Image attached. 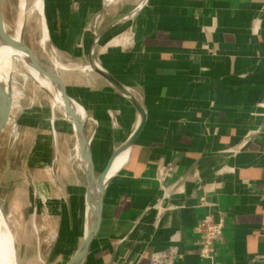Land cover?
<instances>
[{"label":"crops","instance_id":"1","mask_svg":"<svg viewBox=\"0 0 264 264\" xmlns=\"http://www.w3.org/2000/svg\"><path fill=\"white\" fill-rule=\"evenodd\" d=\"M142 1L112 0L105 9L106 0H44L57 55L86 66L66 69L77 76L62 82L90 118L96 172L132 136L140 114L90 69L91 59L133 94L144 115L105 188L84 264H150L171 246L183 254L175 264H264V0H148L121 23ZM103 10L113 13L105 14L92 58L90 24ZM77 176L80 191L66 203L68 261L83 243L86 186ZM207 215L225 223L211 259L200 256L199 223Z\"/></svg>","mask_w":264,"mask_h":264},{"label":"rangeland","instance_id":"2","mask_svg":"<svg viewBox=\"0 0 264 264\" xmlns=\"http://www.w3.org/2000/svg\"><path fill=\"white\" fill-rule=\"evenodd\" d=\"M27 2L24 39L38 63L61 80L62 77L77 76L66 69H84L86 66L78 65L76 59L66 54L62 56L60 50L61 57L55 49L53 52L44 10L49 41L47 46H42V21L35 6L37 0ZM105 6L104 2L102 7ZM113 8L119 9L120 4ZM107 12L96 16L90 24H94L95 32L102 27ZM3 16L8 32L12 33L18 19V0L4 1ZM87 29L91 32L89 27ZM11 40L14 42V37ZM13 47L3 54L7 69L13 64L10 74L12 103L6 108L5 116L4 111L0 112V209L10 238L9 247L17 264H46L47 261L65 264L72 248L66 211L68 193L80 191L77 175L84 178L85 186L86 178L74 158L75 134L71 126L62 111L53 108L50 96L39 88L45 87L37 85L36 74L20 62V54ZM57 58L68 68L58 69ZM9 108L10 119L7 118ZM100 172L98 169L96 175Z\"/></svg>","mask_w":264,"mask_h":264},{"label":"water","instance_id":"3","mask_svg":"<svg viewBox=\"0 0 264 264\" xmlns=\"http://www.w3.org/2000/svg\"><path fill=\"white\" fill-rule=\"evenodd\" d=\"M4 1L5 0H0V39L6 45L13 47L15 44L11 40V37L15 33V25H14L13 32L9 33L7 25L4 21V16H3ZM20 1L21 0H18V19H17L16 23H18V21L20 19V9H21V7H20L21 2ZM106 1H107V7L105 9H108L112 5V0H106ZM147 3H148V0H143L130 14L121 18V20H120L121 23H124V22L129 21L132 18H134L139 12H141L143 10V8L147 5ZM24 5H25V7H24L25 12H24L23 17H24V23L25 24L23 25V28H22L21 37H22V41H23V49H25L26 51H28V50L31 51L29 49V47L27 46L25 39H24L25 26H26V22H27V0H24ZM103 11L99 12L98 15H101V13ZM93 34H94V41H93V46H92L91 52H90L92 58L95 55L96 47L98 46V43L101 39V35H102L101 34V27L98 29L97 32H95L94 27H93ZM13 48H15V47H13ZM52 50H53V52H55L53 47H52ZM35 60H36V58H35ZM12 65L13 64H11L9 66V68L6 70V71H8V73L7 74L5 73L4 81L0 82V112L5 111L6 108H8L10 106V104L12 103L11 86H10V74H11ZM90 69L97 72L98 74L103 76L106 80H108L111 84L116 86L121 91V93L123 94V96L125 98H127L128 100H130L131 102L134 103V105L136 106V108L139 111L140 121H139V125H138L137 129L132 134V136L125 142V144H123L113 154L112 158L109 160L105 169L100 173L99 176H97L95 163L93 161V157H92V153H91V144H90V141L86 137V134H85V129H86L87 124L89 123L90 118H89L85 108L79 102H77L75 99L71 98L68 95L67 90H66L62 80L59 78V76L56 75V81L59 84V87L62 91L64 105H65V109L67 112L66 116L64 115V117H65L67 123H69V125L71 126L72 130H73V127H74V130L76 129L75 131L79 135L78 142L80 145V150H79L80 154H81L82 158L84 159L85 163L88 164V169H87L85 166H83V161H80V165H81V168L85 174L86 183H87L86 192H85V212H84L85 215H84L83 243H82L80 250L67 262V264H84L85 263L87 253L89 251V247H90L92 241L96 238V236L99 232V229H100L103 196L105 193L106 186L102 189V193H101L98 204L95 207H93V205L91 204L93 199L90 196L91 183L96 182L97 180H101L107 176L113 162L122 154H127L130 151L131 147L133 146L136 139L141 134L143 127H144L143 109L141 108V106L139 105V103L137 102V100L133 96V94L127 88H125L119 82H117V80H115L104 69H102L99 65H97V63L95 61H93V59H91V62H90ZM45 92L50 96V98H52L51 95L47 91H45ZM72 103L79 106L84 112L85 117H84V120L82 121L81 124H79L78 121L72 116V112H71L72 109L70 107V105ZM10 111H11V108H9V112L7 115L8 119H10L9 118ZM1 131L2 130H0V133H1ZM86 206H87V209H86ZM46 264H49V261H47Z\"/></svg>","mask_w":264,"mask_h":264},{"label":"bare ground","instance_id":"4","mask_svg":"<svg viewBox=\"0 0 264 264\" xmlns=\"http://www.w3.org/2000/svg\"><path fill=\"white\" fill-rule=\"evenodd\" d=\"M20 2H21V4H20V7H21V9H20V19H19L18 23L15 24V33L12 36L15 39L14 40V42H15L14 43L15 44L14 47H16V50H17V52H19L20 57H21L20 62H22L23 65H25L30 72H33V74L34 73L36 74L37 83H38L37 85L38 86L39 85L44 86L45 88L40 87V86H39V88H41L42 90L47 91L51 95L53 108H59L62 111V114L66 116L67 112H66L65 105H64L63 94H62V91H61V89L59 87V84L56 81V75L50 74L40 63H38L35 60V56H34V54L31 51H29V50L26 51L25 49H23V41H22L21 34H22L23 25L25 24L24 23V17H23L24 12H25V8H24L25 5H24V0H21ZM35 6H36V9H37L39 15L41 16L40 18H41V21H42V33H43V36H42V39H41V44H42V46H47V42L49 41V37H48L47 28H46L45 23H44L45 19L43 18L44 1L43 0H37ZM27 16H28V13H27ZM28 22H30V21H28ZM122 44H124V43H122ZM9 47L10 46L6 45L0 39V82L4 81L5 73L7 74V71H6L7 70L6 57L3 56V54L9 49ZM55 56H57V55H55ZM57 60H58V58L55 60L56 61V67L58 69H66V68H68V67L65 68L61 64V62L59 63V61H57ZM70 107L72 109L71 110L72 116L78 121L79 124H81L82 121L84 120V117H85L83 110L79 106L74 104V103H72L70 105ZM5 113H6V110L4 111V115L3 116H5ZM75 130H74V127H73V131H74L73 134H75L76 141H77L76 148H75V150H76V154L75 155H76L78 161L79 162L83 161V166H85L88 169V164L85 163L84 159L82 158V156L80 154V151H79L80 150V145H79V142H78L79 135L76 133ZM123 158H124V154L119 156L113 162V164H112V166L110 168V171H109V173L107 174L106 177H104L101 180H97L96 182H92L91 183L90 196L93 199V201L91 202V203H93L92 204L93 207H95L98 204L100 196H101V193H102V189L105 186H107V184L111 180V178L119 171L118 168L119 167L121 168L122 165L125 163L126 160L122 164V161L124 160ZM126 159H127V157H126ZM9 242H10V238H9L8 233H7L6 222H5L4 216H3L2 212H1V209H0V264H17V262H16V260H15V258L13 256L12 249H10V247H9Z\"/></svg>","mask_w":264,"mask_h":264},{"label":"built area","instance_id":"5","mask_svg":"<svg viewBox=\"0 0 264 264\" xmlns=\"http://www.w3.org/2000/svg\"><path fill=\"white\" fill-rule=\"evenodd\" d=\"M170 172V168L165 170L163 169L157 176L158 181L161 182L164 180ZM201 203L206 204L205 198L201 199ZM199 228L204 236V239L200 244V256L203 259H211L215 249V244L224 232V220L222 218L216 219L212 215H207L200 221ZM182 257L183 254L179 248L177 246H171L165 251L154 253L150 264H175ZM263 258V256H259V259Z\"/></svg>","mask_w":264,"mask_h":264}]
</instances>
